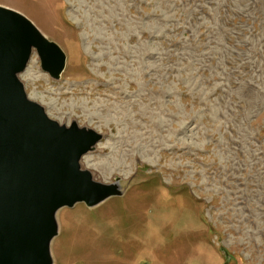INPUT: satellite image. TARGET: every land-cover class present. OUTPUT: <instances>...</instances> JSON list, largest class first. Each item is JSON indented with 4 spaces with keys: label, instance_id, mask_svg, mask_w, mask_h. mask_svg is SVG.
Instances as JSON below:
<instances>
[{
    "label": "rangeland",
    "instance_id": "374dc122",
    "mask_svg": "<svg viewBox=\"0 0 264 264\" xmlns=\"http://www.w3.org/2000/svg\"><path fill=\"white\" fill-rule=\"evenodd\" d=\"M0 5L65 52L59 80L36 52L19 78L103 135L81 164L122 194L59 211L53 264H264V0Z\"/></svg>",
    "mask_w": 264,
    "mask_h": 264
},
{
    "label": "water",
    "instance_id": "95a60500",
    "mask_svg": "<svg viewBox=\"0 0 264 264\" xmlns=\"http://www.w3.org/2000/svg\"><path fill=\"white\" fill-rule=\"evenodd\" d=\"M34 52L42 70L59 80L66 66L62 48L0 5V264H53L59 211L122 195L96 183L81 165L103 135L76 122L60 124L29 99L19 75Z\"/></svg>",
    "mask_w": 264,
    "mask_h": 264
},
{
    "label": "bare ground",
    "instance_id": "6f19581e",
    "mask_svg": "<svg viewBox=\"0 0 264 264\" xmlns=\"http://www.w3.org/2000/svg\"><path fill=\"white\" fill-rule=\"evenodd\" d=\"M82 165V168H86L85 166H84V164H81ZM97 166V165H96ZM101 167H103V164L102 165H100ZM87 169V168H86ZM90 171H91V173L94 175V176H96V171L95 170H93V169H90Z\"/></svg>",
    "mask_w": 264,
    "mask_h": 264
}]
</instances>
